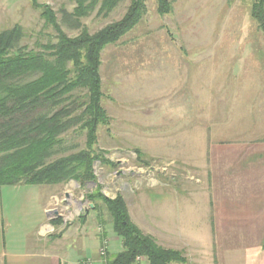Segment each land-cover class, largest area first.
Returning <instances> with one entry per match:
<instances>
[{"label": "rangeland", "instance_id": "rangeland-1", "mask_svg": "<svg viewBox=\"0 0 264 264\" xmlns=\"http://www.w3.org/2000/svg\"><path fill=\"white\" fill-rule=\"evenodd\" d=\"M38 1L55 10L69 35L80 32L63 22L62 11L72 12L74 0ZM172 1V12L164 15L155 0L147 1L142 21L103 50V105L110 124L98 130L95 178L51 186L49 217L58 226L50 225L48 236L70 231L75 237L87 222L100 218L113 226L100 198L95 203L103 216L92 208V195L99 190L110 198L122 195L134 223L139 227L138 220L150 230L151 211L166 208L170 194L202 190L203 130L215 129L221 144L264 147V30L251 15L256 0ZM130 2L123 0L108 15L96 9L81 20L96 32L121 18ZM16 23L24 26L22 43L30 48L56 39V31L31 0H0V30ZM75 129L57 156L86 148V133ZM99 255L102 264L106 257L112 259ZM138 257L136 264L145 256Z\"/></svg>", "mask_w": 264, "mask_h": 264}, {"label": "trees", "instance_id": "trees-1", "mask_svg": "<svg viewBox=\"0 0 264 264\" xmlns=\"http://www.w3.org/2000/svg\"><path fill=\"white\" fill-rule=\"evenodd\" d=\"M74 1L72 12H62L63 22L80 28L77 35H69L55 10L38 0L31 4L54 28L55 40L38 41L30 48L22 43L27 35L22 24L0 30V185L60 184L70 179L86 183L95 178L98 130L110 124L103 105L102 52L142 21L149 0H131L121 18L96 32H90L81 19L96 9L108 15L123 0ZM155 2L160 15L172 12V0ZM251 15L264 30V0L253 2ZM79 91L84 96L75 94ZM75 126L77 132L86 133V148L57 156ZM92 197V208L100 211V217L101 205L95 200L103 201L122 240L123 250L110 257V264H136L140 255L149 264L186 262L180 251L158 244L134 223L122 195L110 198L99 190Z\"/></svg>", "mask_w": 264, "mask_h": 264}, {"label": "crops", "instance_id": "crops-1", "mask_svg": "<svg viewBox=\"0 0 264 264\" xmlns=\"http://www.w3.org/2000/svg\"><path fill=\"white\" fill-rule=\"evenodd\" d=\"M218 136L215 129L202 131V190L170 194L166 208L151 211L150 230L136 223L186 257L174 264H264V147L221 144ZM56 185H0V264H102L104 238L109 257L123 250L113 226L101 218L75 237L70 231L48 236L50 225L58 226L49 217Z\"/></svg>", "mask_w": 264, "mask_h": 264}, {"label": "built area", "instance_id": "built-area-1", "mask_svg": "<svg viewBox=\"0 0 264 264\" xmlns=\"http://www.w3.org/2000/svg\"><path fill=\"white\" fill-rule=\"evenodd\" d=\"M108 249H109V240L108 238H104L102 241V244L99 248V253L103 256L106 257L108 254ZM141 259V257H138V259ZM140 262V260H138ZM137 261V262H138ZM105 264H110V262L108 261L107 257L105 258Z\"/></svg>", "mask_w": 264, "mask_h": 264}, {"label": "water", "instance_id": "water-1", "mask_svg": "<svg viewBox=\"0 0 264 264\" xmlns=\"http://www.w3.org/2000/svg\"><path fill=\"white\" fill-rule=\"evenodd\" d=\"M93 206V205H92Z\"/></svg>", "mask_w": 264, "mask_h": 264}]
</instances>
